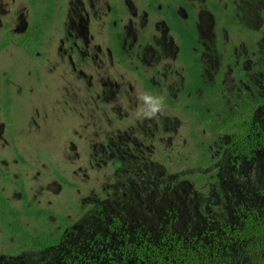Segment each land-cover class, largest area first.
I'll list each match as a JSON object with an SVG mask.
<instances>
[{
    "label": "flooded vegetation",
    "instance_id": "flooded-vegetation-1",
    "mask_svg": "<svg viewBox=\"0 0 264 264\" xmlns=\"http://www.w3.org/2000/svg\"><path fill=\"white\" fill-rule=\"evenodd\" d=\"M13 10L19 37L0 46L34 33L18 45L55 94L28 102L26 125L68 128L60 159L0 160V264H264V0L0 5ZM144 94L164 98L156 119H137Z\"/></svg>",
    "mask_w": 264,
    "mask_h": 264
},
{
    "label": "rangeland",
    "instance_id": "rangeland-1",
    "mask_svg": "<svg viewBox=\"0 0 264 264\" xmlns=\"http://www.w3.org/2000/svg\"><path fill=\"white\" fill-rule=\"evenodd\" d=\"M16 1L17 4H19L26 3L27 0ZM11 2L12 0H0V5L8 4ZM17 17L18 14L15 13L14 10L11 13L3 14L2 12H0V21L2 24V26L0 27V44L2 42L3 34L7 31L13 32L16 34L17 38L19 37V32L15 30ZM40 52L44 53V49H41ZM38 61L39 59L28 56L27 52H25V50L16 43L6 46L0 50V100L2 97L3 87L7 79H10L12 82L11 92L13 95V105L10 110V115L4 114L3 105L0 101V124L2 122L9 124L7 126V130L10 133H16L15 147H18V152H16L15 155L10 147H7V149H2V142L0 141V160L4 158L10 159L14 157H19V159L25 158L30 161L28 163H31L30 165L33 168L37 167V165L40 164V162L38 161L39 158L37 157V154L35 152L40 153L45 161L53 158L54 156L60 159L58 148L63 145L65 139L64 130L68 128V125L60 126L59 124H57L56 120H50L48 124L42 127L40 133L35 131L34 128L26 125V120H24L23 118L22 111L23 109H25L28 102L29 108H32L33 106H37L40 108L47 107L53 101V96L55 95L43 90L42 87H44L46 83L44 84L43 81H41V84H38L35 75H29L30 71H35L34 67L35 64L38 63ZM39 69L42 71V75L46 74V66ZM36 86V94L34 93L31 96L27 90H29L31 87L35 88ZM20 89L25 90V92L23 91V93L20 94ZM27 111L28 108L26 109L24 114ZM29 111L31 110L29 109ZM29 116L30 114L29 112H27L26 118ZM11 118H15L16 120L14 125H12L10 122ZM65 118L71 119L72 116L68 115L65 116ZM19 120L24 121L23 123H19ZM22 136H24V141L20 140ZM63 158V165L69 166L70 161L66 159V156H64Z\"/></svg>",
    "mask_w": 264,
    "mask_h": 264
},
{
    "label": "clouds",
    "instance_id": "clouds-1",
    "mask_svg": "<svg viewBox=\"0 0 264 264\" xmlns=\"http://www.w3.org/2000/svg\"><path fill=\"white\" fill-rule=\"evenodd\" d=\"M143 102V106L137 111V119H156L162 114L165 104L162 96H153L144 94L139 97Z\"/></svg>",
    "mask_w": 264,
    "mask_h": 264
},
{
    "label": "trees",
    "instance_id": "trees-1",
    "mask_svg": "<svg viewBox=\"0 0 264 264\" xmlns=\"http://www.w3.org/2000/svg\"><path fill=\"white\" fill-rule=\"evenodd\" d=\"M32 32H33V31H32ZM32 32H31V33H32ZM32 36L34 37V33H32V35L28 34V35H25V36L19 38V39H18V44L21 45V46H23V47H25V46H26V43H25V42L27 41V39H31ZM8 37H9V35H8ZM3 46H4V45H1V46H0V49H2Z\"/></svg>",
    "mask_w": 264,
    "mask_h": 264
}]
</instances>
